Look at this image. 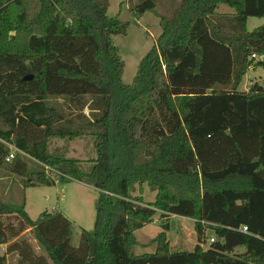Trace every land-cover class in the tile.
<instances>
[{"label": "trees", "instance_id": "1", "mask_svg": "<svg viewBox=\"0 0 264 264\" xmlns=\"http://www.w3.org/2000/svg\"><path fill=\"white\" fill-rule=\"evenodd\" d=\"M109 5L0 0V166L27 187L78 180L98 190L78 246L64 212L32 219L25 204L2 200L0 244L18 264H264V85L240 88L252 65L264 66L252 56L264 55V22L247 29L249 17H264V0L131 2L136 20L152 12L162 27L132 83L112 42L129 22L110 17ZM57 98L78 112L50 103ZM88 135L97 138L90 171L48 149L50 137ZM159 210L194 219L192 250L173 248L165 223L155 250L136 252L135 232ZM27 230L43 253L21 237Z\"/></svg>", "mask_w": 264, "mask_h": 264}, {"label": "rangeland", "instance_id": "2", "mask_svg": "<svg viewBox=\"0 0 264 264\" xmlns=\"http://www.w3.org/2000/svg\"><path fill=\"white\" fill-rule=\"evenodd\" d=\"M136 1V0H133ZM131 0H110L108 15L118 16L121 20L129 22L125 34L112 35V42L118 46L119 54L125 62L122 81L132 83L138 66L143 57L154 46L156 39L162 32L160 18L152 12L144 13L139 19H135L129 11ZM229 6L221 4L219 10H228ZM264 22V17H249L247 29L253 30ZM256 59V58H255ZM258 81L264 85V66L252 65L243 77L240 88L248 89L252 82ZM53 105L60 108L65 113H73L74 106L66 104L63 98L52 99ZM76 112H78L75 109ZM85 115L89 114V109L85 108ZM74 118V117H73ZM91 139L96 142L93 143ZM1 141V139H0ZM48 149L53 153H60L70 158H77L82 161V168L90 171L93 165L92 159L97 156V138L94 136L78 137L75 140L50 137ZM89 142H92L89 144ZM70 146V147H69ZM12 148L11 145H9ZM28 158V157H27ZM33 165L34 161L28 158ZM47 173L57 178L59 172L45 166ZM23 176L9 171L6 166H0V200L12 206L25 204V209L32 219H36L43 211H62L72 221L73 235L72 244L78 246L81 241L82 230L92 229L95 222L96 198L98 190L91 184L78 180H69L64 183L57 182L52 185L36 184L25 186ZM199 193H193V197L199 207ZM143 196L147 201L156 198V191H152L147 184L143 187ZM165 223L170 225L167 231L168 238L173 248L192 250L197 242V234L194 228L195 221L189 217L175 214H164L157 211L154 221L146 224L135 232L140 245L134 249L137 253L153 252L155 244L151 240L163 229ZM214 235L208 231V243ZM22 238L28 239L34 249L43 253V249L35 239L32 231L27 230L21 234ZM3 247H0V252ZM241 251L242 249H238ZM5 264H18V256L10 253L4 257ZM3 262V263H4Z\"/></svg>", "mask_w": 264, "mask_h": 264}, {"label": "crops", "instance_id": "3", "mask_svg": "<svg viewBox=\"0 0 264 264\" xmlns=\"http://www.w3.org/2000/svg\"><path fill=\"white\" fill-rule=\"evenodd\" d=\"M230 9H228V10H222V11H229ZM62 139V138H61ZM92 141H93V143L94 142H96L94 139H91ZM72 141V140H71ZM49 143V142H48ZM90 143H92V142H89V144ZM70 147V146H69ZM67 215V214H66ZM69 217V216H68ZM70 219V218H69ZM190 219H192V218H190ZM71 220V219H70ZM194 220V219H193ZM197 243V242H196ZM32 244V243H31ZM196 245V244H195ZM0 247H3V250H1V252H0V256H6V257H8L9 256V254H6V248H7V244H0ZM37 253H39L38 251H36ZM41 253V252H40ZM16 254V253H15ZM17 255V254H16ZM18 256V255H17Z\"/></svg>", "mask_w": 264, "mask_h": 264}, {"label": "built area", "instance_id": "4", "mask_svg": "<svg viewBox=\"0 0 264 264\" xmlns=\"http://www.w3.org/2000/svg\"><path fill=\"white\" fill-rule=\"evenodd\" d=\"M252 56H253L254 58H256V59L264 60V55L253 54ZM12 157H13V153H11V154L9 155L8 159H11ZM243 230H244V231H247V230H248V227H247V226H244V227H243ZM211 240L213 241L214 238L212 237Z\"/></svg>", "mask_w": 264, "mask_h": 264}, {"label": "water", "instance_id": "5", "mask_svg": "<svg viewBox=\"0 0 264 264\" xmlns=\"http://www.w3.org/2000/svg\"><path fill=\"white\" fill-rule=\"evenodd\" d=\"M32 78V75H27L24 77V79H31Z\"/></svg>", "mask_w": 264, "mask_h": 264}]
</instances>
